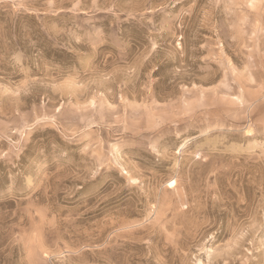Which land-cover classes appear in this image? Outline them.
<instances>
[{"label": "rangeland", "instance_id": "374dc122", "mask_svg": "<svg viewBox=\"0 0 264 264\" xmlns=\"http://www.w3.org/2000/svg\"><path fill=\"white\" fill-rule=\"evenodd\" d=\"M0 264H264V0H0Z\"/></svg>", "mask_w": 264, "mask_h": 264}]
</instances>
